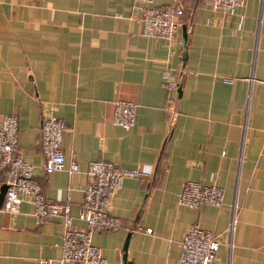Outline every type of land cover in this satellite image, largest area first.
Wrapping results in <instances>:
<instances>
[{
  "label": "crops",
  "instance_id": "obj_1",
  "mask_svg": "<svg viewBox=\"0 0 264 264\" xmlns=\"http://www.w3.org/2000/svg\"><path fill=\"white\" fill-rule=\"evenodd\" d=\"M166 4L182 9L171 41L142 34L133 0H0V117L18 116L20 155L47 200L69 195L75 227L84 226L78 209L89 161L141 171L112 194L121 228L92 235L108 264H125L126 237L132 264H179L192 225L219 235L213 264H264V0H246L233 16L201 0L153 2ZM165 68L179 82L172 106ZM118 98L137 104L128 130L111 122ZM45 107L68 126L61 149L78 164L72 174L42 170ZM188 180L222 187L224 203L178 204ZM3 192L0 264L58 258L61 218L36 223L26 201L7 213Z\"/></svg>",
  "mask_w": 264,
  "mask_h": 264
},
{
  "label": "built area",
  "instance_id": "obj_2",
  "mask_svg": "<svg viewBox=\"0 0 264 264\" xmlns=\"http://www.w3.org/2000/svg\"><path fill=\"white\" fill-rule=\"evenodd\" d=\"M140 3L139 21L142 34L147 37L174 39L180 27L182 9L174 4L153 5L154 0H133ZM213 11L233 16L246 0H201ZM161 78L167 86L169 105L178 99L179 82L165 68ZM111 122L122 129H130L135 122L137 104L132 100L114 99ZM68 126L50 107L42 110L39 125L40 150L44 157L42 170L45 173L78 171L74 160L65 159L61 140ZM89 182L83 191L78 209V219L83 227L73 225L69 195L63 201L46 199L39 181L34 177L33 165L18 151V116L14 113L0 117V186H5L3 210L10 214L19 212L24 201L33 206L36 223H44L52 217H60L63 231L60 236V256L55 259H40V264H108L101 249L92 242L95 232H114L121 228L120 219L110 213L111 197L126 178L142 175L138 167L122 168L111 161H89L86 168ZM178 204L197 209L201 205L221 206L224 189L216 184L203 185L198 181H185L177 196ZM232 217L228 227L230 234L237 211L231 206ZM151 232V229H143ZM219 235L211 230L192 225L184 233L180 243L179 264H213L219 247Z\"/></svg>",
  "mask_w": 264,
  "mask_h": 264
},
{
  "label": "water",
  "instance_id": "obj_3",
  "mask_svg": "<svg viewBox=\"0 0 264 264\" xmlns=\"http://www.w3.org/2000/svg\"><path fill=\"white\" fill-rule=\"evenodd\" d=\"M182 31H183V38H184L185 35H186V31H185V27L184 26L182 27ZM178 92L180 93V89H178ZM5 189H6V187L3 186V191H5ZM126 246H127V237H126V240H125L124 245H123L124 254H123L122 258H123V261L125 262V264H132L130 261L126 260Z\"/></svg>",
  "mask_w": 264,
  "mask_h": 264
}]
</instances>
